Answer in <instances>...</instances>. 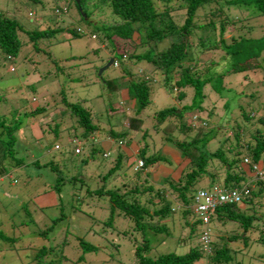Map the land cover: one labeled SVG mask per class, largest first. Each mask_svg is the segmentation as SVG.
Wrapping results in <instances>:
<instances>
[{
    "label": "trees",
    "instance_id": "obj_1",
    "mask_svg": "<svg viewBox=\"0 0 264 264\" xmlns=\"http://www.w3.org/2000/svg\"><path fill=\"white\" fill-rule=\"evenodd\" d=\"M6 1L11 2V0ZM24 4L33 12H37V7L40 10L44 8L41 0H25ZM69 4L73 5L80 20L86 23L92 22L94 25L91 32L92 37L97 36L98 39L101 38V40L104 39L103 41L110 43L113 36L132 41L134 39L132 36L135 35L134 40L139 51L130 52L126 56V60L129 64H147L150 71L146 79H133L130 67L122 65L121 72L124 74L123 76L127 77L126 79L121 77L120 80L103 81L111 92L125 88L128 99L133 101L131 107L134 108V114L124 113L123 119L126 121V127L121 131L107 129L104 134L118 144L123 143L124 146H122V150L117 147L113 165H110L104 174L95 176L96 188H85L82 192L74 194L71 191L74 188L71 186L72 188L69 187V189L68 186L74 184L78 174L65 170L60 172L58 170L62 165L59 164L60 159L50 158L47 164H52L50 169L56 173L57 178L55 186L50 190L59 193L57 184L66 186L65 188L69 189L70 209L72 206V208L76 207L79 202L86 204L87 200L95 201L98 207L105 210L106 217L103 221L96 220L100 226L96 233L91 234L92 238L105 242L106 247H111L112 250L116 249V253H118L121 249L117 250L118 244L115 239L119 238L118 243L120 244L122 237H125L129 248H132L133 264H201L203 261L206 264H229L231 257L227 244L238 240L242 245H246L250 235H256V239L253 241L264 247V228L263 230L256 228V224L260 221L264 225V167L261 168L263 173L261 179H256L251 171L252 165L258 164L264 159L262 158L264 155L263 134L259 127H254L253 132L245 137L248 129L244 131L243 126L252 124L251 109L244 112L242 107L235 106L244 125L236 122L233 128L229 127L230 130L232 129L231 135L226 136L222 131L224 126L221 121L227 119L226 122L230 123L228 117L217 118L218 120L211 126L212 124L209 122L211 111L206 112L203 107L206 99L205 86L217 98H220L224 91L229 90L222 87L224 77L232 74L243 77L247 75V72L262 69L264 33L257 37L248 36L252 32V28L248 27L246 22L241 23L239 19L231 20L229 11L245 12L248 18H243V20L264 19V0H54V4L48 7L49 17L38 15L42 22L39 26L35 25L31 29L25 28L22 21L15 16V6L11 10L0 8V55L11 60L27 44L37 51L39 50L36 47L38 41L52 38L61 31L79 35L81 30L70 28L68 22H65L64 28L60 25L50 27L46 23L47 21L56 22L59 15L62 16L59 19H63L64 15L67 17V5ZM18 10L17 8L16 11ZM9 11L13 15H8ZM177 11L180 12L178 20L174 19V16L172 17L173 13ZM94 12L104 17L105 20L101 22L96 20V16H93ZM37 13L39 14V12ZM231 27L232 30L245 32V34L240 33L235 36L231 33L229 41L224 40L223 36L231 32ZM263 30L264 25L261 32ZM113 52L114 48L110 46L111 55L119 58V55ZM213 52H222L221 58L224 60L221 65L217 63L216 68H213L212 61L209 60L208 64H205L204 61L198 59L201 54ZM200 68L203 69L200 70ZM152 84L157 85L170 99L179 104V109L172 105L155 112L157 119L151 120L155 124L154 126H162L160 129L161 145L166 143L175 148L178 152V160H180L178 162H185L184 167H179L178 164L175 166L173 164L171 167L166 156L154 151L145 154L148 147L142 140L146 136V132L141 130V126L146 119L140 115V112L148 103V96L151 92L150 85ZM44 99L43 96L42 100ZM59 103L61 107L59 104L50 105V107L43 101L42 105L41 102L39 103L41 106L37 104L29 110L23 109L21 112L23 118L36 115L45 118L47 113L49 116L53 107L55 110L56 108L62 110L52 121L43 123L46 129H43V126L40 128L43 133L51 135L52 139V143L49 140L45 149H49L59 142L61 129L58 121L61 119H74L76 122L74 128H78L79 132L72 130L70 135L83 140H87L90 136L95 137L99 129L91 119V113L86 107L76 101L68 102L64 96L60 98ZM21 107L23 106L21 105ZM131 107L128 109L126 106V112ZM220 107L222 115L228 112L230 109L228 100H224ZM209 108L211 109L213 106L210 105ZM16 110V105H14V112ZM185 113L195 114L189 116L194 118L196 116L197 121L186 122L183 119ZM15 117L16 114L11 119H15ZM41 117L40 119H42ZM255 119L258 126H264L262 117ZM2 122L3 120L0 121V129L5 135V148L8 150L9 144L12 145L14 141L12 132L16 128V123L12 125V129H9ZM66 128H72V126ZM139 131L142 132L137 134ZM43 133L42 135H44ZM180 134L185 136H183L184 139L178 138ZM42 141L43 138H40V142ZM210 142L213 144L212 147L209 145ZM139 143H141V147ZM130 144L135 149L138 158L142 160L143 168L156 163H164L167 165L166 167L170 168L165 177L161 178L158 186L147 179L148 173L142 174L139 170L133 171L130 165L125 164L128 156L124 153L123 148ZM66 152V149L65 151L58 149L56 157H65ZM103 152L100 146H93L89 150V155H101ZM67 153L81 156L74 155L70 149ZM14 160V166L21 165L19 159L14 158ZM38 162L39 159H35L32 163L38 165ZM73 162L78 166H84L88 159L80 157ZM209 166L214 169V173L209 171ZM127 169H130L129 174L126 172ZM203 178H208L207 187L215 185L223 191L239 190L243 185L247 186L248 194L240 196L239 202L216 207L213 217H211L216 229L221 230L229 223L232 226L237 225L241 230L240 233L221 237L218 246L214 243L209 244L207 253L201 250L200 243L197 241L182 254L168 252L154 257L146 255L150 250V234L161 235L160 241L170 236L162 221L170 218L175 210L183 218V222L188 224L189 231L198 240V232L194 233L196 222L187 223L185 217L189 214L188 206L196 191V184L200 183ZM262 196L263 199L259 200ZM95 202L87 205L94 207ZM61 205L59 204L58 217H54L47 226L43 225L41 230L36 231L37 236L43 239L44 243L36 247L34 253L28 256L27 264H61L63 262L65 264L66 258L62 255V251L64 248H66L65 251L70 250L68 248L70 242H74L79 251V256L74 261L75 264L80 263L83 254L97 251V247L92 243L90 244L75 235L72 237L69 234L68 226L62 229V234L56 243L52 244L53 234H55L54 226L66 217ZM250 205L251 207H249ZM260 208L262 209L260 210ZM152 219H154V224H151ZM117 221L131 225L129 234L121 232L116 235L111 231L107 234L106 230H109L112 223ZM87 230L91 231L90 227L85 228V232ZM49 233H51L50 238ZM110 234L116 238H108L107 235L111 236ZM13 238L6 237L0 232V240L12 244L11 247H13ZM23 245L25 246V244ZM111 256L112 254L108 253L107 257ZM261 258L264 262V251ZM107 260L104 261L107 262Z\"/></svg>",
    "mask_w": 264,
    "mask_h": 264
},
{
    "label": "rangeland",
    "instance_id": "obj_2",
    "mask_svg": "<svg viewBox=\"0 0 264 264\" xmlns=\"http://www.w3.org/2000/svg\"><path fill=\"white\" fill-rule=\"evenodd\" d=\"M41 1L43 2L44 8L40 10L37 7V12H39V14L36 11L33 12V10L28 9L24 4L25 0H11L8 4L7 1L4 4L5 0H0V8L3 10H11L12 7L15 6V16L22 21L25 28L31 29L35 25L39 26L42 22V19L38 15L48 16V7L54 4V0ZM17 8L19 9L18 11H16ZM67 10V17L64 15L63 19H59L62 18V16L59 15L57 16V18H59L54 23L47 21L46 18V23L50 27H58L60 25V27L64 28L66 25L65 22H68L70 28L74 30L78 28L81 30L79 35H71L66 31H61L52 38L38 41L36 47L39 50L37 51H34L31 45L27 44L25 47H22L18 55L11 60L5 59L0 55V121L3 120L2 124L9 129H12V125L16 123L15 129L17 130H15L13 134L16 132L14 134L15 137H20V134L22 136V144L21 142L18 143V147L16 146L17 142H15V144H9L10 148L8 150L6 148L4 149V153L6 150L5 156H9V159L7 158L4 160L3 166L9 168V161L11 165H14V158L21 161V166L15 167L14 169H6L5 175L0 179V232L6 237H14L13 247H11L12 244L0 240V264H27L28 256L34 253L36 247L44 243V240L37 236L36 231L38 232L41 230L43 225L47 226L48 222L54 217H58L59 204H62L60 207L66 217L64 220L58 221L54 226L53 231L55 234H53L52 244L56 243L58 237L62 234V229L68 226V231H70L69 234L72 235V237L75 235L97 247L95 253L83 254L82 260L77 264H133V257L131 256L132 248H129V244L125 237H122L120 244L118 243L119 238L115 239L118 244L117 250L121 249L118 253H116V249L112 250L111 247H106L105 242L96 241L92 238L93 232L96 233L100 226V223L97 221H103L106 217L105 210L98 207L95 201L87 200L86 204L79 202L76 204V207H74H79L78 209L72 208L73 206L71 209L69 208V187L72 186L74 188L73 190L71 189L74 194L82 192L85 188H96L95 176L104 174L107 168L113 165L116 145H109L108 149L111 151H109L110 154L107 158L103 159L101 155L95 154L88 158L86 165L78 166V164H75L73 161L88 155L91 145L89 141L79 138L82 145L81 156H73L67 153L69 149L70 151L72 150V146L67 143V139H70L69 135L71 131L77 130V133L79 132L78 128H74L76 127L74 119H61V121H58L61 129V138L56 144L59 145V149H63L64 151L66 149L67 152L65 157H56L57 151L51 150V152L48 153V149H45L49 140L52 143V139L50 138L51 135L45 134L39 130L44 135L41 134L43 143L40 141H38V143L34 142L30 134L25 131L27 126L25 123L28 121L31 123L33 119L23 118L21 115L23 109L29 110L32 108V105H36L41 101H44L49 106H56L58 104L60 106V98L64 96L66 101H76L90 111L91 119L97 124L100 130L98 132V139L99 141H103L104 137L101 133L105 134L107 129L118 131V129L121 128L120 120L122 119L123 121L124 118V109H126V106L128 109L132 106L133 101L128 99L125 88H121L116 92H111L103 83V81L110 79L116 80L120 77V74L123 75V73L120 72V66L118 68L109 66L104 70L102 68L108 60L105 56L109 53L110 46L114 48L116 54L125 56L133 50L136 52L139 51V48L136 47V41L134 40L135 35L132 36V38H134L132 41L122 40L114 36L111 37L110 43L103 41L104 39H98L97 36L91 39V32L94 29L92 22L86 23L80 20L75 8L71 4L67 5ZM7 14L13 15L11 11ZM179 14L180 12L178 11L174 12L172 17L174 16V19L178 20ZM93 16H96V20L100 22L105 20L104 17L95 12ZM246 17L248 18L245 12L236 10L229 11V18L231 20L239 19L241 23L246 22V25L252 28V32L248 34V36L257 37L264 33V30L261 32L264 25L263 18L243 20V18ZM59 20L61 21L59 22ZM231 33L235 36L240 33L245 34V32H237L235 29L232 30L231 27V32L225 34L223 39L229 41ZM221 55L222 52L206 53L199 55L198 59L204 61L205 64H208L210 60L212 64H214L213 68H216L215 65L217 63L220 65L223 64L224 60H222ZM261 66V70L247 72V75L243 77L235 74L224 77L222 87L229 90L224 91L220 98H217L207 86L204 87L206 99L203 103V107L204 111H211V120H209L210 124H212L211 126H213L218 120L217 118L221 116V119L228 117L230 121V123L226 122L227 119L221 121L222 126H224L223 130H221L224 131V135H231L232 129L230 130L229 127L233 128L236 122L241 125L243 124L235 108L236 105H239L244 112L250 109L252 110V124L243 126L244 131L248 129L245 137L253 132L254 127H259L264 137V126H258L255 123V118L257 117H262L264 119V61L261 62ZM142 68L147 72L150 71V67L147 65H143ZM139 69L140 68H138V70ZM201 69L203 68H200V70ZM139 75V73L137 75H132V78L139 79ZM43 96L45 98L44 100H42ZM32 98L36 100L35 103L31 102ZM224 100H228L230 109L228 110L229 113L225 112V114L222 115V108L220 106ZM25 104H27V107H21V105L24 106ZM14 105H16L17 108L16 112H14ZM172 105L179 109L178 103L170 99L161 88L153 85L148 96V103L145 104L140 112V115L146 119L145 123L141 126V130L146 132V136H144L142 141L145 142L148 147V151H145V154L149 151V153L154 151L155 153L166 156L171 167L173 164L174 166L178 164L179 167H184L185 162H178L180 160H178V152L175 148H172L170 144L166 143L163 146L161 145L160 138L162 134H160V129L162 126H154L155 124L151 120L157 119L155 112L164 108H169ZM210 105H212L213 108L210 109ZM59 111L62 110L57 108L55 110L53 107L49 116L48 113L45 115V118L39 115L35 117L36 121L41 117L43 121L41 127L43 126V129H46L43 123L52 121V119L56 118ZM14 114H16L15 119H11L12 117L14 118ZM127 114H134V108L132 109L131 107V109L127 111ZM189 115L195 114L185 113L183 119H185L186 122L197 121L198 118H196V116L194 118ZM19 122L22 124L18 126ZM31 126L32 129H34V124ZM69 126H72V128H66ZM123 126H126L125 122ZM141 132L142 131H139L137 134ZM3 134L4 133L1 132L0 129L1 142L5 139ZM190 134L192 133L190 132ZM183 136V134H180L178 138L184 139L185 136ZM121 144L124 145L123 143ZM139 144L141 147V143ZM130 145H127L123 149L125 150L124 153L128 156L125 164L130 165V168H132L131 165L133 164L134 158L138 156L132 144ZM209 145L212 147V142H210ZM40 147L43 148V151L47 154L42 160H39L38 165L30 163L35 159H39L38 155L42 153L41 150H39ZM50 158L60 159L61 162L59 161V164H62L58 169L60 172L65 170L69 173L72 171L78 174L74 184L68 186L69 189L65 188L66 186L64 187L61 184H57V191H59V193L50 190L51 187L55 186V179H57L55 176L56 173L50 169L52 164H47ZM262 158H264V155ZM6 164L8 166H6ZM258 165H256L258 166L256 169L262 168V166L264 167V159H262ZM166 166L167 165L164 163H157L150 168H160L159 170L166 168V170H169V167ZM209 168V171L214 173V169H212L211 166H209ZM216 170L219 171L220 169ZM129 171L130 169H127L126 172L129 174ZM160 176H163L162 173L158 172L155 177L154 174L152 175L151 171L148 179L152 184L158 186L160 183L158 177ZM12 180L14 183L11 182ZM206 182H208V178H203L200 183L196 184V189H208L210 186L207 187ZM262 199L263 196L259 200ZM91 202H95L96 206L87 205L92 204ZM71 204L73 205V203ZM249 207H251V205ZM261 209L262 208H260V210ZM173 213L174 214L170 218L162 221L165 228L169 231V237L160 241L161 235L150 234V250L146 253L149 257L168 252L182 254L189 246L197 243V237L189 231L188 224L183 222V218L180 217V214L176 212V210ZM185 220L187 223L195 222V218L191 211L187 217H185ZM151 224H154V219L151 220ZM256 225L257 229L263 230L264 225L261 221ZM89 227L91 231L87 230L85 232V228L88 229ZM130 227V224L117 221L112 223L111 228L109 230L107 229L106 232L108 234L111 231L116 233V235L121 234V232L123 234H129ZM212 227L213 226L209 225L208 236L210 244L214 243L216 246L219 245L221 237L237 235L241 231L237 225L232 226L229 223L221 230H215ZM201 229V226H196L194 233H196L197 230L199 232ZM51 233L48 234L49 238L51 237ZM107 237L116 238L112 235H107ZM255 237L256 235H250L246 241V245H242L238 240L227 244L231 257L229 264H264L263 258H261L264 247L253 241L256 239ZM157 241H159V243H157ZM23 244H25V246ZM68 248L70 250L65 251L66 248H64L62 251V255L66 258L65 264H75L74 261L79 256V251L74 242H70ZM108 253L112 254V256L107 257ZM105 259H108L107 262L104 261Z\"/></svg>",
    "mask_w": 264,
    "mask_h": 264
},
{
    "label": "clouds",
    "instance_id": "obj_3",
    "mask_svg": "<svg viewBox=\"0 0 264 264\" xmlns=\"http://www.w3.org/2000/svg\"><path fill=\"white\" fill-rule=\"evenodd\" d=\"M90 38L91 39H93V37L92 36H90ZM129 41V40H128ZM113 53H115V52H113ZM116 54V53H115ZM117 55H119V58H117V57H113L112 55H111V53H110V49H109V53H107V55L105 56V57H107L108 58V60L106 61V63L109 61V60H111V62H110V64H109V66H112V67H114V68H118L119 66V68L121 69V66L122 65H124V66H128V67H130V69H131V73H132V75H137L138 73L141 75H139V79H141V78H143V79H146L147 78V75H148V72L146 71V70H144L143 68H142V66L144 65H147V64H141V63H133V64H129L128 62H127V55L125 56V55H122V54H117ZM105 63V64H106ZM139 65H140V67H139ZM108 66V67H109ZM148 66V65H147ZM140 68L139 70H138V68ZM107 68V67H106ZM105 69V68H104ZM103 69V70H104ZM143 70V71H142ZM121 72V71H120ZM138 72V73H137ZM124 75V74H123ZM123 75H121L120 74V77L118 78V79H116V80H120L121 79V77L122 78H127L126 76H123ZM153 85H155V84H152V85H150V87L152 88V86ZM155 86H157V85H155ZM158 87V86H157ZM31 102L33 103H35L36 102V100L35 99H31ZM40 103V102H39ZM38 103V105H40ZM43 103V101H41V104ZM120 104V103H119ZM27 104H25L23 107H27L26 106ZM37 105V104H36ZM35 105H32L31 107H34ZM41 106V105H40ZM124 113H127L126 112V110L124 109ZM37 116H39V115H36L35 117H37ZM35 117H27L26 119H28V118H31V119H33V118H35ZM40 119V118H39ZM42 120V119H41ZM43 122V121H42ZM124 122H125V125H126V121L123 119V121H122V119L120 120V129H118V131L120 130H122V126L124 125ZM42 124V123H41ZM126 127V126H125ZM124 126H123V128H125ZM100 130H98V132H99ZM98 132H97V134L95 135V137H93V136H90V137H88V139H87V141H89L90 142V145H91V147H93V146H100L101 147V145H100V143H101V141H99V139H98ZM102 134V136L104 137V139H103V141H105V142H107V144L108 145H113V144H115L116 145V151H117V147H119L120 149L122 148V146H124V145H122L121 143L120 144H118V142H116V141H114V140H112L111 138H109V137H106V136H104V134L103 133H101ZM60 138H61V131H60ZM67 143L68 144H70L71 146H72V152H73V154L74 155H80L81 154V148H82V145H81V142H80V140L77 138V137H74V136H72V135H70V139H67ZM109 147V146H108ZM108 147H107V150H104V149H102L104 152L101 154V157L103 158V159H105V158H107L108 156H109V151H111V150H109L108 149ZM59 149V145L58 144H54L51 148H49L48 149V153H50L51 152V150H55V151H57ZM75 149H77L78 151L77 152H75L74 150ZM122 150V149H121ZM44 152V151H43ZM150 152V151H149ZM149 152H147L148 154H149ZM47 153L46 152H44L43 154H40L39 155V160H42L43 158H44V156L46 155ZM84 157H86L87 159L90 157V155H89V151H88V155H86V156H84ZM135 157H136V155H135ZM38 159V158H37ZM137 161H139V162H141V165L139 166V167H136V162ZM243 162L245 163V159L243 160ZM157 164V163H156ZM156 164H153V165H156ZM260 164V163H259ZM153 165H151V166H153ZM256 165H258V164H254V165H252V169H251V171H252V174L254 175V176H256L255 178L256 179H261L262 178V176H263V173H262V169L261 168H258V169H256V167H258V166H256ZM132 166V170L133 171H136V170H139V171H141V173L142 174H147L148 173V175H147V179L149 178V175H150V172L152 171V175L154 174V173H156L157 172V169L158 168H154V169H151L150 167L151 166H149V167H146V168H143V162H142V160L141 159H139L138 157L137 158H134V161H133V164L131 165ZM255 168V169H254ZM166 169V168H165ZM154 170V171H153ZM169 170H170V168H169ZM159 173H161V172H159ZM167 174V173H166ZM166 174H162L163 176H160V177H158V179L159 180H161V178H163V177H165V175ZM155 177H156V175H155ZM149 180V179H148ZM12 183H14V181H11ZM243 186H245L246 188H247V186L246 185H243ZM212 187H216V188H218L217 186H215V185H211L208 189H206V190H204V189H196V191H195V193L197 192V191H209V190H211V188ZM218 189H220V188H218ZM220 190H222V189H220ZM247 190H248V188H247ZM194 193V194H195ZM247 194H248V192H247ZM246 194V195H247ZM194 196V195H193ZM192 199H193V197H192ZM191 203H192V201H191ZM191 203H190V205L188 206V208H189V212L191 211V208H190V206H191ZM192 213V212H191ZM213 213H214V211L211 213V215H210V217H209V222H208V225H207V228H208V231H209V225H211V222H213V221H211V217H213ZM194 217V216H193ZM195 222H196V226H200L199 225V221L197 220V219H195ZM212 226V225H211ZM213 228V227H212ZM202 230V229H201ZM201 230H199V232H198V230H197V232H198V242L200 243V241H199V237H200V233H201ZM209 233V232H208ZM208 239H209V236H208ZM209 244H210V239H209ZM200 247H201V243H200ZM208 247H209V245H208ZM209 249V248H208ZM202 250V249H201ZM209 251V250H208ZM201 264H206V262L205 261H203Z\"/></svg>",
    "mask_w": 264,
    "mask_h": 264
},
{
    "label": "built area",
    "instance_id": "obj_4",
    "mask_svg": "<svg viewBox=\"0 0 264 264\" xmlns=\"http://www.w3.org/2000/svg\"><path fill=\"white\" fill-rule=\"evenodd\" d=\"M75 152L78 150L75 149ZM141 162H136V167H139ZM255 169V168H254ZM248 192L245 186L239 190L223 191L216 187H212L209 191H197L192 199L191 212L195 219L199 221V225L202 227L199 241L201 243V249L203 252H208V222L211 213L216 207L223 204H235L240 201V196L246 195Z\"/></svg>",
    "mask_w": 264,
    "mask_h": 264
},
{
    "label": "crops",
    "instance_id": "obj_5",
    "mask_svg": "<svg viewBox=\"0 0 264 264\" xmlns=\"http://www.w3.org/2000/svg\"><path fill=\"white\" fill-rule=\"evenodd\" d=\"M6 2H4V4H5ZM7 4H8V2H7ZM28 119H31V118H28ZM30 121H28L27 123H25V125H27L26 126V128H25V131H27L29 134H30V137L34 140V142H38V141H40V138H42V133H41V131H39L40 130V128H41V123H42V120L41 119H38L37 121H36V118L34 119L33 118V120H32V122L31 123H29ZM22 123H18V126L19 125H21ZM34 124V129H32V126L31 125H33ZM39 126H40V128H39ZM15 130H17V129H14V131ZM23 130V129H22ZM13 131V132H14ZM1 132H3V130H1ZM13 132H12V135H13V138H14V141H13V143L15 144V142H17L16 143V146L18 147L19 146V144L18 143H20L21 142V144H22V140H21V134H20V137L19 136H14V134L16 133H14L13 134ZM38 134H37V133ZM4 135V134H3ZM2 136V135H1ZM3 137H5V135L3 136ZM4 141H5V139L4 140H2V142L0 141V179L5 175V171H6V169H8L9 170V168L10 169H14L16 166H14V165H11V162L9 161V163H10V167L9 168H6L5 166H3L4 165V160L5 159H7L8 157H6L5 155H6V150H5V153H4V149H5V147H4ZM39 143V142H38ZM41 143H43V141L41 142ZM100 145H101V148L102 149H104V150H107V147L109 146L108 144H107V142H105V141H101V143H100ZM39 147V146H38ZM122 149V148H121ZM39 150H41V154H43L44 152H43V148H39ZM39 156V155H38ZM11 157V156H10ZM9 159V158H8ZM34 160V159H33ZM30 163H32V161L30 162ZM6 166H8L7 164H6ZM21 165H19L18 167H20ZM17 168V167H16ZM160 168H158L157 169V172L156 173H154V176L155 175H157V173L158 172H161L163 175L164 174H166L169 170H166V169H162V170H159ZM166 171V172H165ZM13 181V180H12ZM242 207H240V209H241ZM211 225L213 226V229H215L216 230V225L214 224V222H211Z\"/></svg>",
    "mask_w": 264,
    "mask_h": 264
},
{
    "label": "water",
    "instance_id": "obj_6",
    "mask_svg": "<svg viewBox=\"0 0 264 264\" xmlns=\"http://www.w3.org/2000/svg\"><path fill=\"white\" fill-rule=\"evenodd\" d=\"M75 1H77V0H75ZM110 62H111V60H109L104 66H103V68L102 69H104V68H106V67H108L109 66V64H110Z\"/></svg>",
    "mask_w": 264,
    "mask_h": 264
}]
</instances>
